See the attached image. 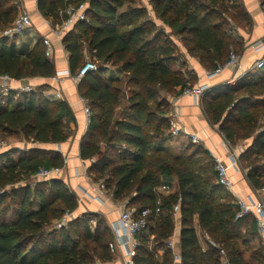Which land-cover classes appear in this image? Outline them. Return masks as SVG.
<instances>
[{
    "label": "trees",
    "instance_id": "1",
    "mask_svg": "<svg viewBox=\"0 0 264 264\" xmlns=\"http://www.w3.org/2000/svg\"><path fill=\"white\" fill-rule=\"evenodd\" d=\"M78 1L83 0H38V8L44 17L57 22L62 20L60 9ZM17 2L0 0L1 29H6L15 20ZM152 2L157 16L174 32L182 36L192 34L191 52H195V57L210 70L225 64L232 49L241 53L243 47L227 33L223 18L213 19L210 23V14H202L201 6H193L189 2ZM210 2L219 9V13L229 12L224 0ZM87 14L88 19L77 22L63 38L70 55L72 73H76L83 64V46L87 43L92 58L104 63L121 62L124 70L133 73L136 85H144V88L155 83L163 87L187 85V80L171 68V63L176 61V48L172 38L164 32L153 31L145 22L122 30L133 22L126 20L127 13L119 14L118 5L112 0H89ZM55 74V64L46 55L43 40H38L31 50H23L18 49L9 37L0 38V76L25 79L49 78ZM257 76L260 79L264 77V67L257 69ZM253 77L233 90L214 88L205 95V113L231 141L236 135L233 124L246 123L252 129L257 127V117L247 108L250 99L245 95H236L244 88L249 93L254 91L253 84L258 80ZM116 81L111 76H105L104 69L100 67L80 81L81 95L90 100L91 107L105 109L118 105L122 96L114 84ZM42 93V89L20 92L23 100L18 102H13L11 94L0 95V131L20 134L34 143L67 141L72 134L69 123L76 122L70 105L65 100H48ZM149 97L143 90H135L128 99V113L114 121L107 119L104 112H92V121L82 140L80 154L84 160H95L89 168L90 172L94 180H102L106 184L114 198L123 199L135 194L130 198V204L138 211L155 209L158 200L156 190L163 183V177L177 176L179 191L161 197V212H153L148 218L147 228L138 235L141 243L134 258L135 264H173L172 250L165 249L163 258L157 259L142 233L149 229L156 235L157 245H164L175 228L173 207L178 202L183 224L182 264H221L219 248L210 246L207 250L202 249L193 225L196 214L203 231L227 251L231 264H264V243L257 234L256 219L252 214L236 218L239 210L237 200L229 190L218 184L210 152L190 142L184 155L159 154L164 149L155 148L153 139L161 134L160 126L156 123L157 116ZM233 113L237 115L236 119ZM153 125L155 134L148 131ZM96 135L108 143L110 149L119 148L118 161L108 157L101 143L93 139ZM12 153L8 150L0 154V159H4L0 166V264H95L97 259L112 260L110 243L113 233L99 214L85 213L72 219L70 223L76 227V233L66 227L47 230L65 212L75 211L79 206L77 195L61 178L42 180L34 186L8 188L31 178L40 167H64L63 155L40 148L30 149L18 157L12 156ZM263 153L264 132H259L249 154L257 159ZM200 155H204L207 163L211 161L212 170L199 166ZM244 157L243 154L240 156L242 166ZM243 167L248 169L247 178L255 189L264 187L262 165L251 162ZM7 198L12 200L6 205ZM37 202L39 207L35 209ZM91 220L96 221L94 228ZM152 220L155 226H150Z\"/></svg>",
    "mask_w": 264,
    "mask_h": 264
},
{
    "label": "crops",
    "instance_id": "2",
    "mask_svg": "<svg viewBox=\"0 0 264 264\" xmlns=\"http://www.w3.org/2000/svg\"><path fill=\"white\" fill-rule=\"evenodd\" d=\"M224 3L228 7V13L231 15V19L234 20V29L232 30V34L229 35L236 44L243 47L240 53V64L236 67H226L217 76L208 78L207 72L212 70L202 64L198 57L189 56L191 58V68L199 76L197 84L209 83L211 85V89L227 86L228 84L239 80L249 72L257 70L253 66L255 61L262 55V53L255 52L252 44L260 39H264V14L262 9L264 0H224ZM17 7L20 9L19 13L22 10H27L31 13L33 26L23 34L10 38L11 41L16 43L18 49L31 50L38 40H44L43 38L49 37L53 47V55L50 58L55 64L56 73L62 70H71L69 63L70 55L63 44V38L69 31L75 28L76 24L70 30L65 32L61 38H59L52 33V27L60 24L61 21L55 22L52 19L44 17L39 11L38 0H19L17 2ZM149 8L155 11L154 3L152 1L149 3ZM118 12L119 14L123 13V11L120 12L119 9ZM154 15L155 19L153 22L155 24L157 23V25L164 27L167 31L168 28L172 29L156 15V12H154ZM4 30L0 28V38L3 36L2 33ZM75 31L79 33L78 29H75ZM172 35L173 34H171L170 37H173ZM176 39V41H179L178 38ZM88 53L90 54L88 44L85 43L83 46V57ZM9 85L10 90L6 93L2 88L0 81V95L8 96L11 94L13 102L23 100L20 92L24 91L21 90V87L30 85L34 90L42 89V94L46 99L51 101L65 100L70 105L76 117V122L69 123L72 134L67 141L62 143L47 144L29 142L25 148H22V151L16 154V156H14L13 153L12 156L18 157L20 154L33 148H40L51 152L61 153L65 159V166L59 178H61L66 183L67 187L77 195L79 206L74 211L75 216H80L85 213L99 214L107 221L110 230L113 233V225L119 218V207L125 205L138 210L136 206L130 204V198L135 194L123 199H117L114 198L113 193L105 186V190L110 195V201L104 202L99 193V184L102 180H94L93 173H91L89 169L95 160H84L81 158V144L89 126L86 123L84 103L82 101L84 97L81 95L79 88L80 81L78 82L72 77L67 76L57 79H55L54 76L49 78L32 77L11 81ZM208 91H206L205 94ZM205 94L198 99L192 96H175L171 100V104L173 107L174 105L178 107L181 115L180 117L185 128L189 132L198 134L201 137L202 143L199 145L206 151H214L226 164H229L230 162L229 153L231 150H235L238 153L239 167L231 168L230 170V174L234 182V187L230 193L234 196V199L238 200L239 198H248L249 196L254 198L262 197L264 195V192L262 191L263 187L255 189L251 185L247 178V169L240 163V156L242 155V148L240 145H235L231 140L227 139L225 134L220 131L219 126L214 125L205 113L203 105ZM181 139L183 141L187 139L189 140L186 136H181ZM226 140L230 142V145L226 144ZM162 184L168 185L169 190L164 191L157 188L156 195L158 198L166 196L170 193H177L179 191L178 178L175 175L164 176ZM26 185L34 186L31 182H26L23 186ZM38 207L39 203L37 202L35 209ZM91 223L94 224V226L91 225L92 228H94L96 226V221L91 220ZM174 224L175 228L172 235L162 246L157 245L158 243L155 240L156 235L153 232H150L149 229L143 232L142 235L147 240L149 249L153 252L157 259L161 260L163 258L165 249H171L174 255L173 264H182V258H175V254L181 257V231L183 229V224L180 213H178L177 216H174ZM193 225L196 229L202 249H209L210 246H212L210 241L214 240L203 231L199 222L198 214L194 216ZM150 226H155L154 220L151 221ZM257 234L264 243V233L261 234L257 230ZM113 237L112 242L115 243V250L112 251L110 248L113 259L109 261L97 259L95 264H125L126 258L124 251L116 244L114 234ZM169 240L173 241V248L168 247ZM246 257L248 256L246 255ZM229 263L231 264L230 260ZM221 264H224L222 259Z\"/></svg>",
    "mask_w": 264,
    "mask_h": 264
},
{
    "label": "rangeland",
    "instance_id": "3",
    "mask_svg": "<svg viewBox=\"0 0 264 264\" xmlns=\"http://www.w3.org/2000/svg\"><path fill=\"white\" fill-rule=\"evenodd\" d=\"M19 1V0H17ZM88 1V0H87ZM114 4L118 5V9L128 14L126 20H131L133 23L129 27H123L122 30H129L133 26H136L140 23H146V25L152 29L153 31L160 30L164 32L167 36L171 37L173 44L176 48V61L171 63V68L173 71L177 72L179 76L185 78L187 80V85L184 87H174V86H162L159 83L149 84L146 88L144 85H136L133 83L134 75L131 71H126L122 67L121 62H108L104 63L96 60L98 67H102L104 69L105 76H111L115 78L117 81L114 83L115 86L120 90V94L122 96L121 102L118 105L98 108L91 107L93 114H101L104 112V116L114 121L116 118H122L128 113L129 106V97L133 94L135 90H143L144 93L149 95L150 105L157 116L156 123L160 126V133L158 137L154 138L153 141L155 143V148L164 149V152H159V154H165L166 152L172 155L173 157L179 156L180 154H186L188 150V146L190 144V140L183 141L180 137H173L169 132V118L171 112L173 110V106L171 104V100L175 96H179L181 94V90L185 87H193L199 81L198 74L191 68L190 60L191 57H195V52H191V47L193 46L192 34L185 33V35H178L172 29L168 28V31L164 29V27L155 24L153 21L155 19L154 10L149 8V3L152 0H112ZM180 2H189L190 4L199 5L202 8V14H210L208 17V22H213V19L223 18L224 28L227 29L228 34H232V30L234 29V20L231 19V15L229 13H219V9L217 7L214 8L213 3L210 0H179ZM19 8L17 7V11L15 14V18L18 16ZM209 12V13H207ZM157 15V14H156ZM153 24L155 28H153ZM154 36V35H153ZM178 38L179 41H176ZM44 39V38H43ZM87 57H91L88 53L84 56L82 62H84ZM257 70H253L249 72L246 76H243L239 80L234 83L228 84L227 86L221 87L222 90H233L234 87H238L241 83H245L249 80V77H253L255 80H258V83L254 82V86L252 93L248 92L247 88L239 90L236 95H245L249 98L250 101L247 103L248 110L254 112V115L257 117V127L252 129L251 126H248L246 123L243 124H233L234 130H236V135L233 139V144L240 145L242 148V154L245 156L243 160V166L247 167L251 162H256L258 165H262V170H264V153L262 156L256 159L255 155H250V151L252 148L253 140L255 136L259 132H264V77H255ZM74 75L76 73H73ZM260 76V75H259ZM260 83V84H259ZM259 84V86H257ZM214 89V88H213ZM207 94V93H206ZM205 94V95H206ZM205 97V96H204ZM246 106V105H245ZM234 119L237 118V115L233 113ZM155 126H151L148 128V131L151 134L154 133ZM88 130V129H87ZM251 135L247 137V135ZM164 138V139H163ZM25 138L20 134H11L10 132L0 131V141H6L10 148L9 150L13 151V155L16 156L18 152L22 151V148L27 146V143H32L30 140H24ZM93 139L101 143L103 150H105L108 154V157L113 159L114 161H118L119 159V148L110 149L109 144L104 142L101 137L98 135L94 136ZM26 143V145H25ZM126 145L123 146V149ZM195 148V147H194ZM194 148L192 151H194ZM6 150L5 152H7ZM2 152L1 154L5 153ZM199 166H205L207 169L212 166L211 161L207 163L206 159H204V155H200L198 158ZM4 159H0V166L3 163ZM212 170V169H211ZM248 171V169H247ZM26 182H31L32 184H37L39 181L35 178L24 179L17 184L10 185L9 190L13 187H21ZM106 185V184H105ZM3 192V190L1 191ZM227 196V195H226ZM264 196V195H263ZM12 199L7 198L5 201L6 205L11 202ZM5 206V205H4ZM76 218L78 216H75ZM74 217V218H75ZM73 218V220H74ZM56 222L52 223L47 227V230H59L56 226ZM94 226L93 223H91ZM68 230L76 233V227L72 223H68L65 226ZM215 241V240H214Z\"/></svg>",
    "mask_w": 264,
    "mask_h": 264
},
{
    "label": "built area",
    "instance_id": "4",
    "mask_svg": "<svg viewBox=\"0 0 264 264\" xmlns=\"http://www.w3.org/2000/svg\"><path fill=\"white\" fill-rule=\"evenodd\" d=\"M88 9H89V0H83L78 2H70L64 8L60 9V16L62 18L60 24H57L52 27V33L57 37L61 38L65 32L70 30L77 22L85 21L88 19ZM263 14H264V4L262 5ZM33 26L32 15L27 10H22L15 20L8 26L2 33L3 36L14 38L20 34H23L28 29ZM44 45L46 47V55L51 57L53 55L52 42L49 37L44 38ZM255 52L262 53V55L255 61L254 68L261 69L264 67V39H260L252 44ZM241 54L237 53L234 49L231 50L230 57L225 64L219 65L215 70L208 71V78H212L221 73L226 67H236L240 64ZM98 64L95 58L87 57L83 62L81 67L78 69L74 75L71 70H62L58 71L54 76L55 79L63 77H72L76 81H81L87 74L98 70ZM19 80L9 75H1L0 81L2 88L6 93L10 90L9 83L11 81ZM211 89L209 83L196 84L193 87H185L181 96H192L196 99L203 96L206 91ZM21 90L24 92L32 91L33 88L30 85H25L21 87ZM60 96V95H59ZM84 103V113L86 117V123L89 126L92 121V111L90 106V100L88 98L82 99ZM180 111L176 105H174L169 118V132L173 137L186 136L189 140L195 144H201L202 139L198 134L189 132L180 117ZM227 145H230L228 140L225 141ZM10 145L6 141H0V154L9 150ZM210 155L214 160L215 170L217 172V182L225 189L231 191L234 187V182L230 174L231 168L239 167V156L235 150H231L229 153L230 162L226 164L220 156H218L214 151L210 150ZM64 167H51L45 168L40 167L38 172L32 175V178L37 179L38 181L50 180L52 178L60 177ZM100 196L104 202L110 201V195L105 190V183L100 182ZM158 188L164 191L169 190V186L166 184H161ZM264 192V187L262 188ZM239 210L237 212L236 218H244L252 214L256 219L257 230L259 233H264V196L259 198H254L249 196L248 198H239L237 200ZM155 212L156 214L161 212V198L157 200V206L155 209L144 208L140 211L128 207L121 206L119 207V218L117 222L113 225V234L116 238V244L121 247L125 255V264H135V256L139 247L138 235L140 232L145 230L149 224V216ZM180 212V202L174 205L173 214L177 216ZM75 217L74 211H67L63 216L57 220L56 226L58 228L65 227L73 218ZM211 245L219 248L221 259L224 264H230L226 250L216 243L215 241H210ZM168 247L173 248V241H168ZM110 248L112 251L115 250V243H110ZM175 258H181L179 255L175 254Z\"/></svg>",
    "mask_w": 264,
    "mask_h": 264
}]
</instances>
